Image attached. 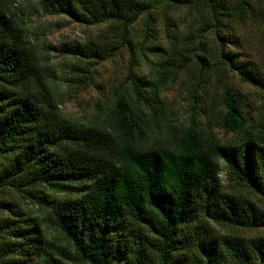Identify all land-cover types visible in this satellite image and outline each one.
<instances>
[{
	"label": "trees",
	"instance_id": "1",
	"mask_svg": "<svg viewBox=\"0 0 264 264\" xmlns=\"http://www.w3.org/2000/svg\"><path fill=\"white\" fill-rule=\"evenodd\" d=\"M42 1L49 14L110 27L108 40L81 46L87 58L110 57L114 44L131 48L130 27L141 18L151 26L157 7L167 9L170 34L168 44L144 47L155 81L129 67L130 92L120 88L84 123L59 108L26 28L0 2V264H264L263 237L208 229L264 226V107L249 118L246 98L229 85L236 75L264 89L229 28L255 16L248 0ZM182 7L200 27L186 56L168 13ZM176 80L184 120L160 97ZM221 172L244 192L226 191Z\"/></svg>",
	"mask_w": 264,
	"mask_h": 264
},
{
	"label": "rangeland",
	"instance_id": "2",
	"mask_svg": "<svg viewBox=\"0 0 264 264\" xmlns=\"http://www.w3.org/2000/svg\"><path fill=\"white\" fill-rule=\"evenodd\" d=\"M0 2L4 12L26 28L27 36L34 46L35 54L42 67L40 73L52 86L59 108L68 117L84 123L94 121L99 106L103 107L113 96L117 94L119 96L120 88L130 92L129 67H132L134 75H145L147 79L145 82L155 81L151 64L155 58L144 47H151L157 42L168 44L167 35L170 32L165 30L162 18L166 8L157 7L153 10L154 19L149 29L145 27L144 18L137 20L130 27L131 48L128 45L114 44L116 48L111 51V56L100 60L87 58L79 51L82 45H87L92 40L96 42L108 40L110 27L106 24L88 26L69 20L62 15L49 14L44 9L42 0H2ZM248 2L257 11L255 16L251 17L247 14L244 21H237V24L230 23L229 28L238 37L240 51L264 74V18L260 13L263 12L264 0H248ZM168 13L176 20L181 31L179 44L182 53L186 56L189 54L188 49L191 48L190 42L200 34L199 24L192 23V15L188 8L182 7ZM206 73L207 71L204 70V79ZM178 80L162 86L160 97H164L171 104L173 116L184 120L186 119V92L178 87ZM150 83L144 86L146 90H149ZM229 85L246 98L245 109L249 118L254 117L255 111L264 107V89L240 82L236 75L230 76ZM214 90L211 91L212 94L210 93L212 95L210 99L216 96ZM207 102L209 105L212 104L208 100ZM197 118L198 121L205 122L204 116H197ZM213 131L221 138L228 137L218 127H215ZM220 176L226 191L238 189L244 192L240 186L227 181L224 172H221ZM250 197L256 200V197ZM21 201V206L27 212L41 215L32 203L27 200ZM208 224L209 231L218 237L235 233L246 238H264V226L231 229L213 222ZM60 244L70 250L63 239L60 240ZM59 258L64 264H79L70 258ZM28 264H35V261L32 260ZM143 264H149L148 260H145Z\"/></svg>",
	"mask_w": 264,
	"mask_h": 264
}]
</instances>
